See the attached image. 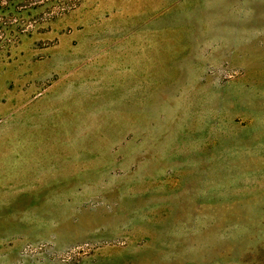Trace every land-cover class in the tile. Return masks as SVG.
Returning <instances> with one entry per match:
<instances>
[{"label":"crops","instance_id":"crops-1","mask_svg":"<svg viewBox=\"0 0 264 264\" xmlns=\"http://www.w3.org/2000/svg\"><path fill=\"white\" fill-rule=\"evenodd\" d=\"M244 1L89 0L33 37L48 46L25 44V91L0 79V264H28L18 258L28 243L68 241L108 154L157 134L211 82Z\"/></svg>","mask_w":264,"mask_h":264},{"label":"rangeland","instance_id":"rangeland-1","mask_svg":"<svg viewBox=\"0 0 264 264\" xmlns=\"http://www.w3.org/2000/svg\"><path fill=\"white\" fill-rule=\"evenodd\" d=\"M244 2L251 6L241 9L239 35L219 41L223 59L208 72L212 84L176 105L175 119H161L157 134L123 140L107 156L112 167L98 168L97 182L86 185L68 241L28 243L20 263L264 264V0ZM43 10L21 0L0 7V79L12 90L25 91V44L48 46L33 37L60 20L22 34ZM220 69L229 76L221 79ZM48 87L37 85L30 100ZM26 246L35 248L27 258ZM74 249L68 261L56 258Z\"/></svg>","mask_w":264,"mask_h":264},{"label":"built area","instance_id":"built-area-1","mask_svg":"<svg viewBox=\"0 0 264 264\" xmlns=\"http://www.w3.org/2000/svg\"><path fill=\"white\" fill-rule=\"evenodd\" d=\"M17 0H0V7H10V5H16ZM89 0H21V5H24L26 9L32 8H43L42 15L39 18L33 19L25 23L22 27V34H27L36 31L39 25H48L49 23L61 19L67 15L76 12L83 3ZM2 22L3 19H0ZM229 72L226 69H220L218 71L219 77L224 79L229 76ZM213 73V71H210ZM40 249L46 250V247L41 246ZM77 249L66 251L62 254L58 253L57 259L60 261H68L70 259V253H74ZM35 253V248L33 246H26L22 250V255L27 258V256Z\"/></svg>","mask_w":264,"mask_h":264}]
</instances>
